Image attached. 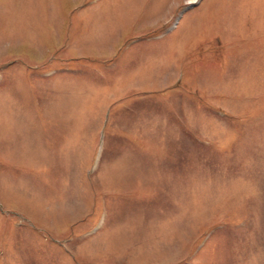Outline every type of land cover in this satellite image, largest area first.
Listing matches in <instances>:
<instances>
[{
  "label": "rangeland",
  "instance_id": "1",
  "mask_svg": "<svg viewBox=\"0 0 264 264\" xmlns=\"http://www.w3.org/2000/svg\"><path fill=\"white\" fill-rule=\"evenodd\" d=\"M0 264H264V0H0Z\"/></svg>",
  "mask_w": 264,
  "mask_h": 264
}]
</instances>
